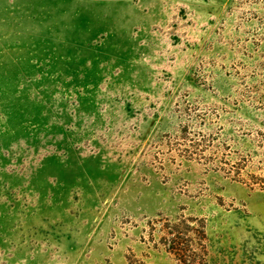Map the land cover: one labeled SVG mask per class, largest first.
Returning <instances> with one entry per match:
<instances>
[{"label": "rangeland", "instance_id": "rangeland-1", "mask_svg": "<svg viewBox=\"0 0 264 264\" xmlns=\"http://www.w3.org/2000/svg\"><path fill=\"white\" fill-rule=\"evenodd\" d=\"M0 264H264V0H0Z\"/></svg>", "mask_w": 264, "mask_h": 264}]
</instances>
